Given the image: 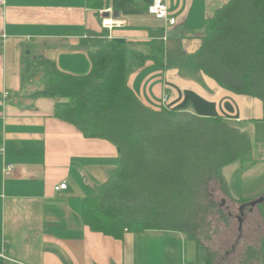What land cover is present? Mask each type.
Wrapping results in <instances>:
<instances>
[{"label":"crops","instance_id":"0c3cea01","mask_svg":"<svg viewBox=\"0 0 264 264\" xmlns=\"http://www.w3.org/2000/svg\"><path fill=\"white\" fill-rule=\"evenodd\" d=\"M91 1L0 4V264H190L191 240L181 232L126 231L116 239L84 224L83 199L97 195L118 167V149L107 139L84 137L73 124L54 117L56 100L40 93L44 76L36 61L49 59L63 71L86 74L88 52L104 38L136 48L161 36L165 49L169 39L178 40L196 46L189 51L193 53L207 20L226 0H166L174 24L148 12L152 0H100L98 8ZM106 16L124 23L105 30L101 20ZM164 64L148 59L137 66L133 59L128 66L127 84L145 105L220 115L239 127L261 123L263 109L258 98L260 115L256 96L230 92L193 65L182 72L168 68L165 59ZM253 141L264 151L262 140ZM9 164L12 172L4 175ZM62 182L66 188L56 191ZM238 182L246 190L238 198L264 197V160L251 162ZM191 251L197 262L201 249L192 246Z\"/></svg>","mask_w":264,"mask_h":264},{"label":"trees","instance_id":"16d2710c","mask_svg":"<svg viewBox=\"0 0 264 264\" xmlns=\"http://www.w3.org/2000/svg\"><path fill=\"white\" fill-rule=\"evenodd\" d=\"M90 5L98 8L101 1ZM200 39L193 65L230 92L258 97L264 121V0H226L207 20ZM145 43L142 52L104 38L88 52L86 74L63 71L49 59L36 61L43 68L40 93L56 100L54 117L73 124L84 137L107 139L118 149V167L97 195L83 199V222L116 239L126 231H178L200 247L204 264L226 262L230 251L222 255V247L210 244L220 229L217 222L230 224V213L214 192L228 195L238 206L247 202L230 195L222 168L252 161V139L220 115L145 105L127 84L126 55L137 66L150 59L165 67L166 51L161 36ZM263 204L256 208L264 220ZM240 232L231 251L240 248ZM241 243L234 261L223 264H264V236Z\"/></svg>","mask_w":264,"mask_h":264},{"label":"rangeland","instance_id":"374dc122","mask_svg":"<svg viewBox=\"0 0 264 264\" xmlns=\"http://www.w3.org/2000/svg\"><path fill=\"white\" fill-rule=\"evenodd\" d=\"M176 47L178 49H176ZM189 47V48H188ZM192 46H182L178 40H168L167 42V48L165 51L164 59L169 66L168 68H172L173 70H178L182 72H187L191 69L192 67V53L190 49H196L195 48H190ZM137 50H143L146 51L147 47L145 46H138L136 48ZM126 61L128 66H130L131 63H133V59L128 52L126 55ZM194 66V65H193ZM195 67V66H194ZM210 81L216 84V82L210 78ZM217 85V84H216ZM219 86V85H218ZM249 98H254V97H249ZM257 100V105L259 106V114L261 115L262 110H261V105L259 102L258 97L255 98ZM256 106V105H255ZM254 110V105H250V113L254 116L253 114ZM258 110L255 111L257 113ZM261 123H248L247 126L243 125L240 128L246 132L250 138H257L259 140H262L264 142V121H260ZM254 133V135L252 133ZM258 142V141H257ZM253 141V147L255 146V149L253 148L252 152V161L248 162H239L236 161L234 163H231L229 165H226L222 168V173L224 175V178L226 181L229 182L230 184V194L234 196L235 198L239 197V194L241 192H245V189H241L240 184L238 182L239 178V173L241 171H245L248 166L251 165V162L254 161H262L264 160V151L261 149V146L258 145V143ZM261 144V142H259ZM245 196V195H244ZM214 197L216 200L220 203H222L223 209L230 213V224L229 225H224L223 221L222 222H217L218 225H220V229L218 230V234L213 237L212 242H210L212 247H217L219 246L221 249V253L223 255L224 251H230L228 255H224L225 261H234L235 259V254L240 252L239 250L241 249L242 246H244L241 242L244 243H253L257 242L259 238H262L264 236V220L261 216L260 209L254 207L253 212H248L245 214V219L242 223V230L240 232L241 234V239L242 241L240 242L239 249H234L231 251V245L235 244L236 241V236L238 234V220L236 216L238 215V205L235 201H233L228 195L223 194L219 190L214 192ZM248 202V201H247ZM261 209L264 211V204L261 205ZM217 221V218H216ZM228 239V240H227ZM193 248L195 250H198L197 252H200L199 246L194 242V241H189L188 242V248H187V256H188V261L190 264H201V259L202 255L201 252L199 254V258L193 260V253L191 251ZM218 247V248H219ZM223 261V260H222ZM220 264L226 263L222 262Z\"/></svg>","mask_w":264,"mask_h":264},{"label":"built area","instance_id":"2783aa9c","mask_svg":"<svg viewBox=\"0 0 264 264\" xmlns=\"http://www.w3.org/2000/svg\"><path fill=\"white\" fill-rule=\"evenodd\" d=\"M4 0H0V4L3 3ZM148 12L152 14L157 19H163L167 21L169 24H174L175 19L173 17H168L166 0H152L151 4L148 7ZM124 23L123 20L112 19L111 17H104L101 20V26L105 30H111L113 26H121ZM165 101V98H163ZM12 172V165L9 164L4 168V175H9ZM66 188V183L62 182L54 187L56 191ZM0 257H3L0 255Z\"/></svg>","mask_w":264,"mask_h":264},{"label":"water","instance_id":"95a60500","mask_svg":"<svg viewBox=\"0 0 264 264\" xmlns=\"http://www.w3.org/2000/svg\"><path fill=\"white\" fill-rule=\"evenodd\" d=\"M264 201V197L261 196V197H258L256 199H253V200H250L244 204H241L240 205V213L236 216L237 220H238V231H241L242 229V222H243V209L246 208V207H249L250 210H252L256 205L262 203Z\"/></svg>","mask_w":264,"mask_h":264},{"label":"flooded vegetation","instance_id":"af4514ba","mask_svg":"<svg viewBox=\"0 0 264 264\" xmlns=\"http://www.w3.org/2000/svg\"><path fill=\"white\" fill-rule=\"evenodd\" d=\"M239 208H240V206H238V214L240 213V209H239ZM253 209H254V208H253ZM253 209L250 210L249 207H246V208L243 209V211H242V212H243V215H242V217H243V221H244V219H245V214L247 213V211H248V212H252ZM242 223H243V222H242Z\"/></svg>","mask_w":264,"mask_h":264}]
</instances>
